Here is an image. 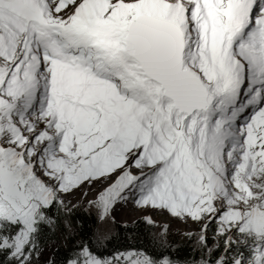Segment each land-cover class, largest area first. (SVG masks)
<instances>
[{
	"label": "snow or ice",
	"instance_id": "6c2138e0",
	"mask_svg": "<svg viewBox=\"0 0 264 264\" xmlns=\"http://www.w3.org/2000/svg\"><path fill=\"white\" fill-rule=\"evenodd\" d=\"M0 264H264V0H0Z\"/></svg>",
	"mask_w": 264,
	"mask_h": 264
},
{
	"label": "rangeland",
	"instance_id": "374dc122",
	"mask_svg": "<svg viewBox=\"0 0 264 264\" xmlns=\"http://www.w3.org/2000/svg\"><path fill=\"white\" fill-rule=\"evenodd\" d=\"M121 206L122 207H120V209L116 210L115 212V216L119 224L132 223L133 221L137 219L144 221L145 213L142 212L141 210L136 209L131 204H125ZM152 215L155 217V219L158 222H162V224L167 226L169 233L183 240V242L185 243L187 242L183 239L182 234L185 231L193 230L194 226L190 222L186 225L177 219L168 217L167 215H159L157 213H152Z\"/></svg>",
	"mask_w": 264,
	"mask_h": 264
},
{
	"label": "trees",
	"instance_id": "16d2710c",
	"mask_svg": "<svg viewBox=\"0 0 264 264\" xmlns=\"http://www.w3.org/2000/svg\"><path fill=\"white\" fill-rule=\"evenodd\" d=\"M133 222L127 224L130 228H133V232H131V233L125 232L122 227H116V228L113 229L114 233H118V238H117L116 243H119V244L128 243V241L125 239V237L126 236H130V235L137 236V242H141V240L143 239L144 235L147 234L148 229L145 227L143 220H139V219L135 220V222H137L135 225H133ZM118 225H124V224H119L118 223ZM169 234H170V239L171 240H174L177 243L182 244V245H186L187 244V242L186 243L183 242V240L179 239L178 237L174 236L173 234H171V233H169ZM143 242L147 243L146 240H143ZM185 252H187V248H185Z\"/></svg>",
	"mask_w": 264,
	"mask_h": 264
},
{
	"label": "bare ground",
	"instance_id": "6f19581e",
	"mask_svg": "<svg viewBox=\"0 0 264 264\" xmlns=\"http://www.w3.org/2000/svg\"><path fill=\"white\" fill-rule=\"evenodd\" d=\"M117 207H118V208H117L116 210H119V209H120V207H122V206H121V205H118Z\"/></svg>",
	"mask_w": 264,
	"mask_h": 264
}]
</instances>
